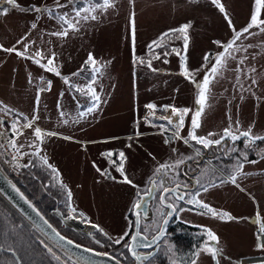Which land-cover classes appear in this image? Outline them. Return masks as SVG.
<instances>
[{"label": "rangeland", "instance_id": "374dc122", "mask_svg": "<svg viewBox=\"0 0 264 264\" xmlns=\"http://www.w3.org/2000/svg\"><path fill=\"white\" fill-rule=\"evenodd\" d=\"M101 3L16 0L13 6L0 0V118L12 116L5 108L18 114L21 135L14 149L23 161L20 168L46 159L71 192L73 213L98 228L88 229L87 234L82 233L85 229H66L60 219L65 216L53 210L52 223L62 234L75 237L78 244L96 247L104 254L118 252L125 264H131L126 253L131 233L127 231V215L136 198L134 192L138 188L143 191L155 176L166 182V171L158 172L161 165L177 164L170 176L174 181L179 164L194 160L203 186L193 196L232 219L212 216L204 209L190 210L184 203L176 205L180 221L210 230L219 241H209L207 235L190 264H264L250 261L264 256L259 238V230L264 232V158L244 164L239 172L240 158L234 156L238 160L234 163L223 153L214 156L216 146L223 150L232 147L223 142L225 129L242 140V133L250 132L249 138H261L252 146L264 148V25L249 27L256 0H220L227 18L212 0H113V7L96 8L91 13L97 19H83L89 14L85 9ZM65 19L76 24V29L68 28ZM260 20H264V8ZM184 25H190L186 51L185 34L172 31ZM233 29L242 33L239 40L233 49L221 47L233 41ZM244 29L248 31L242 32ZM64 31L66 36L57 35ZM53 55L51 67L55 70L48 71L42 65ZM218 55L225 60L213 74L211 68ZM182 56L186 57L183 62ZM184 67L190 76L184 75ZM205 77L209 79L208 90L205 103L200 105L197 101ZM45 79L52 84L40 91L39 83ZM89 89L97 93L99 102ZM172 108L189 110L183 130ZM197 110H201V117L196 135L219 143L207 147L191 144V121ZM29 122L31 128L22 127ZM7 124L0 123V129L7 130ZM36 127L42 130V140L34 134ZM5 136H0V158L7 162L3 158ZM120 152L124 153L123 175L117 170ZM0 165L3 167L2 161ZM189 168L197 171L192 165ZM150 208L153 216L143 224L149 235L158 231L163 218L157 201ZM0 221L6 223L3 217ZM7 222L8 228L13 226ZM164 243L170 245L169 237ZM209 243L220 249L219 255L205 250ZM47 249L57 264H73L50 246ZM181 251L173 256L181 257ZM1 255V263L16 264L13 258L6 257V262Z\"/></svg>", "mask_w": 264, "mask_h": 264}, {"label": "trees", "instance_id": "16d2710c", "mask_svg": "<svg viewBox=\"0 0 264 264\" xmlns=\"http://www.w3.org/2000/svg\"><path fill=\"white\" fill-rule=\"evenodd\" d=\"M10 113L13 116L17 115ZM2 165L7 170L4 161H2ZM8 175L51 224H53L50 216L52 210H58L65 216L69 215V192L58 180L57 172H53L52 168L44 163V159L34 164L29 163L24 169L17 170L14 176L10 173ZM49 177H52V181ZM1 203L0 201V218L3 217L6 220V223L0 221V253L3 254L1 256L5 258L4 261L7 262L6 257H11L16 264H38L40 260L41 264H57L56 259L51 256L39 236ZM4 210L7 211V214ZM9 220L13 226L8 228L6 225L9 224L7 222ZM179 225L183 227L177 236L175 251L182 250L181 256L186 257L184 264H190L197 254V249L205 243L206 232L205 229L199 227H191L183 223H179ZM64 234L74 242H78L72 235ZM0 260L3 259L0 257ZM0 264L3 263L0 262Z\"/></svg>", "mask_w": 264, "mask_h": 264}, {"label": "flooded vegetation", "instance_id": "af4514ba", "mask_svg": "<svg viewBox=\"0 0 264 264\" xmlns=\"http://www.w3.org/2000/svg\"><path fill=\"white\" fill-rule=\"evenodd\" d=\"M76 1H85V0H72V2ZM64 74H60V76H62ZM71 85L73 86V82L71 83ZM69 86L70 90H73V87ZM97 94V93H96ZM87 95V94H86ZM185 122L184 125L181 127V130L184 129L185 127ZM243 137V136H242ZM245 137V136H244ZM223 142H227L229 144L232 145L228 147L227 150H223L222 148L216 146L215 147V152H214V156L215 157H220L219 152L223 153V155H225L226 158H229V156L232 157V161H237L233 159L234 156L240 158V161L237 163L238 164V170L240 172L241 167L244 166V164L248 165L250 163H255L257 161H261L264 158V148L262 147H253L252 145L254 144V142H259L258 139H253V138H249V137H245L242 139H235L233 140H229V138L223 137ZM189 141L191 142V144L193 143L196 146V142L192 141L191 139H189ZM233 142V143H232ZM249 142L250 145H246L245 143ZM262 143V142H261ZM222 145V144H221ZM205 148V147H202ZM259 148V149H258ZM206 149V148H205ZM206 153H208V150L205 151ZM222 157V155H221ZM229 160V159H228ZM171 165V164H169ZM174 165H177L174 163ZM192 165L195 168H197V171L194 172L193 170H191L189 168V166ZM175 167L169 168L166 170V176H167V180L166 182L161 183L160 180L161 178L159 176H155L153 177L155 180L154 182H152L153 178L148 182L146 188L141 191L139 190L140 188H138L137 192H134V195L137 196V194L141 195V198L144 196H148L151 195V200L150 204H149V208L151 203H153L154 201H157L159 203V205L161 206V213L163 215V218H161V222L160 225L158 227V231L154 232L153 234H148V232L146 230H144L143 228V224L146 222H149L150 217L153 216V210H150V213L147 216L145 215H140L139 216V223L137 226V231L138 234H141L143 237H145L146 240H150L148 242V244H145V242L140 241V238L135 241L136 242V253L138 254V257L140 256H148V254H150L151 252L153 253V256L151 257V259H141L140 263L141 264H151V262H154L155 264L157 263L156 261H160L161 264H170L171 262L173 263V261H179L178 264H184L186 257L184 256V258L181 256L179 257L178 254L174 255V253H176L175 249H176V241H177V236L178 234L182 231V227L179 225V223H183L185 225H188L187 223L180 221L179 218H177L178 215V207H176V205L184 203L185 206L190 209V210H195L196 206L195 203H189V200H197L196 196H193L198 189L200 190L203 186H200L199 184V175L198 174V165H196V161L192 160L190 162H183L181 163V165L179 164V169L177 172V177L176 180L172 181L171 179V175L174 172ZM186 172V170H188ZM160 171V170H159ZM158 171V172H159ZM157 172V173H158ZM182 175L184 177V179L182 180ZM110 178H112V176H110ZM160 182V184L162 186H160L158 183ZM164 186V187H163ZM201 193V192H200ZM134 198V197H133ZM137 198V197H136ZM133 199V203L132 205H134L136 202H138V198L137 199ZM187 200V201H186ZM149 203V202H148ZM170 215V216H169ZM170 217L171 219H169V221L165 224V221H167V217ZM128 220L130 221L129 226L127 231H131L127 242L128 245L126 247V253H128V257L132 260L131 264H134L135 260L132 256V253H130L129 250V238L132 236L133 234V229L134 226L136 224V221L134 220V215L132 214V212H130L127 216ZM165 224V225H164ZM169 237L170 240V245H168V247L166 246V244L164 243V239ZM151 245V249L150 250H145L146 247ZM165 248L167 249V251H165ZM5 253H7L6 251H4ZM108 252V251H107ZM168 254L171 258H169L168 255L163 254V253ZM109 254H111L112 256L116 257L118 260H122L123 258L121 256L120 253H113V252H109ZM158 259V260H156ZM171 259H173V261H171ZM124 263V262H123ZM125 264V263H124ZM130 264V262H129Z\"/></svg>", "mask_w": 264, "mask_h": 264}, {"label": "snow or ice", "instance_id": "6c2138e0", "mask_svg": "<svg viewBox=\"0 0 264 264\" xmlns=\"http://www.w3.org/2000/svg\"><path fill=\"white\" fill-rule=\"evenodd\" d=\"M212 2L219 7V10L222 13H225V16L227 18V13L225 11L224 6L220 3V0H212ZM7 3L15 6L16 5V0H7ZM113 6H114L113 0H102L101 4H98V5L94 4L93 7L85 9L84 11L86 13H89V14L85 15L83 17V19L84 20H88V19L95 20V19H97V16L96 15H91V13L93 11H95L96 8L107 9V8H110V7H113ZM261 8H264V0H256V11H255V13L253 14V16L251 18V22H250V26L249 27H251V26L259 27L260 25H264V20L258 21V16L260 14ZM76 15H77V17H79L80 16V11H77ZM64 22L66 24H68V28L73 29V30L76 29V24L68 21L67 19H65ZM78 22L79 21H77L76 23H78ZM228 22L231 25V21L229 20ZM189 27H190V25H184L178 30H172V31H179V32L185 34L184 35V49H185V51L187 50L188 43H189L188 37L186 35L187 30H188ZM233 31H234V39H233V41L229 42L227 44H223V45H221V47H223L225 49H233L234 44L236 43L237 40H239V38H240V36L242 34L241 32H236L235 29H233ZM247 31H248V29L242 30V32H247ZM261 31H264V28H261ZM57 35L66 36L67 35V31H64L62 33H57ZM165 35H167V34H165ZM133 38H134V19H133ZM153 43H156V42H153ZM216 43L219 44V42H216ZM236 50L238 51V49H236ZM8 51H15V49H9ZM173 51H176L177 54L179 55V51L178 50L173 49ZM17 54L19 55L21 53H17ZM164 54L167 55L168 53L165 52ZM36 55L40 56L41 58H43V54L42 53H37ZM185 59H186V57H183V56L181 57L182 62L185 61ZM89 60L92 63L93 67L95 68V63L96 62H95V59L91 56V54L89 56ZM205 60H208V56L205 57ZM224 60H225V57L218 55L216 57V60H215V65L211 68V73H213V74L217 73L218 69L222 66V62ZM53 61H54V55L51 58H49L48 61H47V64L46 65H42V67H46L48 71H54L55 69L53 67H51V65H53ZM36 62L40 63V60L37 59ZM149 66H151L150 62H149ZM182 66H183V64H182ZM183 71H184V75L185 76H190V73H189V70L187 69V67H184ZM56 74L59 75L60 74L59 71H56ZM208 84H209V79H208V77H205L204 81H203V84L200 85V88L202 89V91H200L199 99L197 101V103L200 104V105H203L205 103V100H206V95L205 94H206V92L208 90ZM89 91L91 92L92 96L94 97V100L96 102H99L100 101V97L98 95H96L95 91L91 90V89H89ZM148 107L153 108L154 106L153 105H149ZM91 110L92 109H89V111H91ZM171 110H172V112H173V114L175 116L179 117L178 127H182L184 125V116L187 114V112L189 110L188 109L181 110V109H176V108H172ZM200 117H201V110H197L195 112V115H194L192 121H191L192 132L190 133V139L192 141H195L197 144L203 145L205 147L209 146L211 143H219V141H209L206 138L198 137L196 135V131L195 130L200 127ZM169 123H171V121H169ZM22 127L31 128L32 124L29 122L27 124L22 125ZM12 129H13L14 134H19L20 133V130H19V128H17V124L16 123L12 124ZM34 134H35L37 139H40V140L43 139V133H42V130L39 127H36L34 129ZM209 135H212V134L210 133ZM225 135L226 136H232L233 139L238 138L231 132L230 129H225ZM242 135L245 136V137H250L251 133L250 132H244V133H242ZM256 139H261V138L257 137ZM185 142H187V141H185ZM12 143H13V147H16L15 142L13 141ZM107 155L109 157H111L113 155V153H107ZM118 155L120 157V161L121 162H120L117 170L120 171L121 174L123 175L124 153L120 152ZM44 163L47 164V160L46 159L44 160ZM114 163H115V161H114ZM175 166H177V165H168V164L161 165L160 169H158V171L159 170H165L166 171L167 169L175 167ZM49 167H51V166L49 165ZM52 171L56 172L57 170L53 168ZM235 179H236L235 176H233L232 177V182L233 183H235ZM125 181L127 183H131V181L128 180L127 177H125ZM69 197H71V192H69ZM188 202L189 203H195L200 208L206 209L207 212L210 213L212 216H219L221 219H223L225 217H227L228 219H232V217L230 215H228L227 213H223V212H219L218 213L216 210L211 208L208 204H205V203H203V202H201L199 200H189ZM136 207H139V205H136ZM165 223H167V221H165ZM93 227H97V226L93 225ZM206 231H207V235L209 237V241H215L217 243L219 242L218 241V237L214 233H212L210 230H206ZM116 242L119 243L120 241L117 240ZM69 243H71V241H69ZM135 246L136 245H135V240H134L133 245L130 247V251H132V254H133L134 257L138 258V254L135 251ZM205 250L207 252H209L212 256H217L220 253V249L212 247L211 243L206 245V249Z\"/></svg>", "mask_w": 264, "mask_h": 264}, {"label": "water", "instance_id": "95a60500", "mask_svg": "<svg viewBox=\"0 0 264 264\" xmlns=\"http://www.w3.org/2000/svg\"><path fill=\"white\" fill-rule=\"evenodd\" d=\"M151 195L142 197L141 201L137 204L139 207H134V219L139 223V216L145 215L148 217L150 210L147 206V202L151 200ZM0 201L9 208L14 215L20 218L25 225H27L39 238L47 245L54 249L58 254L67 258L73 264H122L116 258L109 254H103L96 252L95 249L84 247L81 244L73 242L64 234H60L59 231L48 222L43 214H41L34 203L31 202L28 197L22 193L10 179L9 175L4 172L0 165ZM170 216V215H169ZM167 217V222L170 217ZM166 224V223H165ZM164 224V225H165ZM134 228L133 239L129 242L130 247L133 245L134 240L137 241L136 230ZM140 238V241L148 244V240ZM71 241V243H69ZM136 245V242H135ZM151 245L146 247L145 250H150ZM136 251V246H135ZM132 253V251H130ZM153 253L151 252L148 256L132 257L134 258V264H141V259H151Z\"/></svg>", "mask_w": 264, "mask_h": 264}, {"label": "built area", "instance_id": "2783aa9c", "mask_svg": "<svg viewBox=\"0 0 264 264\" xmlns=\"http://www.w3.org/2000/svg\"><path fill=\"white\" fill-rule=\"evenodd\" d=\"M7 122V120L4 118H0V123H4ZM7 126V130L1 128L0 129V136L3 135L4 133H6V136L3 137L4 141H5V148L3 149V155H4V159H7L6 165L8 167V169L13 170L16 169L17 167H21V163L19 160V156L17 151L14 149L13 147V141L16 140V137L18 136V134H14L13 129H12V124L8 121ZM15 157V158H14Z\"/></svg>", "mask_w": 264, "mask_h": 264}, {"label": "bare ground", "instance_id": "6f19581e", "mask_svg": "<svg viewBox=\"0 0 264 264\" xmlns=\"http://www.w3.org/2000/svg\"><path fill=\"white\" fill-rule=\"evenodd\" d=\"M73 224L75 225L74 228H76L77 230L80 229L81 227H82V230L85 229V230H83V232H82V233H84V234H87V230H88V229L92 230L90 226H88V225H86V224H85V226H84L83 222H81L80 220L74 221ZM84 227H85V228H84ZM79 231H80V230H79ZM259 236L261 237V239H262V244L264 245V233L260 234ZM263 260H264V257L261 259V261H263Z\"/></svg>", "mask_w": 264, "mask_h": 264}]
</instances>
